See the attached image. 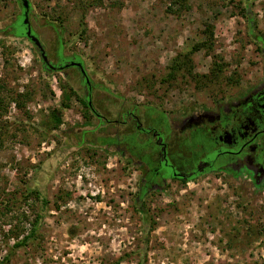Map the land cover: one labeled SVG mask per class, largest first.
<instances>
[{"label": "rangeland", "instance_id": "1", "mask_svg": "<svg viewBox=\"0 0 264 264\" xmlns=\"http://www.w3.org/2000/svg\"><path fill=\"white\" fill-rule=\"evenodd\" d=\"M28 3L48 60L82 58L102 119L82 102L76 68L45 69L16 35L22 0H0V262L28 232L38 189L39 231L4 264H264L263 191L221 173L146 184L143 136L119 122L131 111L144 126L165 116L173 137L231 87L260 83L264 0Z\"/></svg>", "mask_w": 264, "mask_h": 264}, {"label": "flooded vegetation", "instance_id": "2", "mask_svg": "<svg viewBox=\"0 0 264 264\" xmlns=\"http://www.w3.org/2000/svg\"><path fill=\"white\" fill-rule=\"evenodd\" d=\"M69 61L56 64L49 61L52 67L42 65L50 71L72 66L85 82L88 76L82 58L73 54ZM71 62L81 63V66ZM85 83L90 110L102 119L90 101L89 78ZM241 85H235L240 87L233 90L231 87L227 97L214 100L182 118L174 125L173 137L165 116L159 117L156 126L150 123L144 126L141 117L133 111L126 115L127 119L119 121L126 129L134 126V133L143 136L135 142L148 150L138 160L149 174L143 179L146 184L151 185L152 180L189 181L204 174L221 173L250 182L252 188L264 192V67L260 83Z\"/></svg>", "mask_w": 264, "mask_h": 264}, {"label": "trees", "instance_id": "3", "mask_svg": "<svg viewBox=\"0 0 264 264\" xmlns=\"http://www.w3.org/2000/svg\"><path fill=\"white\" fill-rule=\"evenodd\" d=\"M173 3H180V0H173ZM242 14H243V12H242ZM11 26L13 29H15L16 23L14 22ZM250 27H253V26L250 24ZM83 30H84V28H83ZM207 31L211 32V30L209 29L208 26H207ZM15 32H16V29H15ZM251 32H252V30H251ZM20 34H22L24 36L23 33L16 32V35H20ZM36 50L39 51L38 49H36ZM41 62H42V64L44 63L42 60H41ZM181 62L183 63V60L179 61V58L174 59L172 66H171V70L169 72V74L172 78L175 76L176 73L179 72L180 67L178 65H180ZM0 102H2V97H0ZM82 102L85 104V106H87V107L89 106L88 102L87 103L85 102V99ZM52 117H53L52 119H53L54 126L57 127L59 124L62 123L60 116L56 115V111H53ZM28 193H31L30 195H34V199L39 202L38 208H37V213L35 214L34 218L32 220H30L28 232L25 235H23L19 240H17L16 242H14L11 245L10 250L3 257L0 264H4L5 262L9 261L10 255L16 249L25 246L28 243V241H30V240L33 241L35 238V235L39 231L43 217L46 213L47 200H46V197L42 194V192L39 191L38 189H32Z\"/></svg>", "mask_w": 264, "mask_h": 264}, {"label": "water", "instance_id": "4", "mask_svg": "<svg viewBox=\"0 0 264 264\" xmlns=\"http://www.w3.org/2000/svg\"><path fill=\"white\" fill-rule=\"evenodd\" d=\"M22 6L24 9V13H23V24H24V29L25 32H23L24 36H26L27 38H29V40L33 43V45L35 47L38 48L39 52H40V56H41V60L47 65V67H52V65L49 63L47 55L45 53V50L40 42V40L32 34V30L31 27L29 25V18H28V10H29V3L28 0H22ZM71 64H77L79 66H81V63H75V62H71ZM81 72L82 74H85L84 69L81 68ZM85 82H88V78H85ZM90 106V102L88 103Z\"/></svg>", "mask_w": 264, "mask_h": 264}]
</instances>
